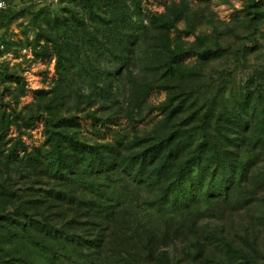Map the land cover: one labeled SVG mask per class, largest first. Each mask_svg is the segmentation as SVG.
Returning <instances> with one entry per match:
<instances>
[{"label": "rangeland", "instance_id": "obj_1", "mask_svg": "<svg viewBox=\"0 0 264 264\" xmlns=\"http://www.w3.org/2000/svg\"><path fill=\"white\" fill-rule=\"evenodd\" d=\"M0 2V264H264V0Z\"/></svg>", "mask_w": 264, "mask_h": 264}, {"label": "trees", "instance_id": "obj_2", "mask_svg": "<svg viewBox=\"0 0 264 264\" xmlns=\"http://www.w3.org/2000/svg\"><path fill=\"white\" fill-rule=\"evenodd\" d=\"M106 164L105 160L98 155H95L94 157H90L89 163H88V169H91L90 171H92L91 167H96L95 169L99 170V171H104L103 169V165ZM202 171L198 170V172L196 174H192L191 171L189 170V168H187L186 165H183L180 167L179 171H178V177L179 178V185L177 186V188L175 189V193L172 195L170 200H166V203L170 202L171 204L175 201L176 199V195L178 193H181L182 198H186L187 196H192L193 193V184L197 183L198 180H200V176H202ZM227 182V178H221L218 181V189H220V186L223 185L225 186ZM211 185V184H210Z\"/></svg>", "mask_w": 264, "mask_h": 264}, {"label": "built area", "instance_id": "obj_3", "mask_svg": "<svg viewBox=\"0 0 264 264\" xmlns=\"http://www.w3.org/2000/svg\"><path fill=\"white\" fill-rule=\"evenodd\" d=\"M0 7H1V2H0Z\"/></svg>", "mask_w": 264, "mask_h": 264}]
</instances>
